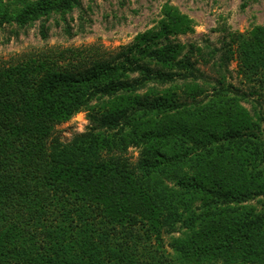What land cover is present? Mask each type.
Here are the masks:
<instances>
[{
  "label": "trees",
  "instance_id": "16d2710c",
  "mask_svg": "<svg viewBox=\"0 0 264 264\" xmlns=\"http://www.w3.org/2000/svg\"><path fill=\"white\" fill-rule=\"evenodd\" d=\"M12 4L0 28L40 21L44 41L82 7ZM162 15L116 52L0 61V264H264V26L185 45L172 37L190 20ZM80 113L87 129L63 142Z\"/></svg>",
  "mask_w": 264,
  "mask_h": 264
},
{
  "label": "rangeland",
  "instance_id": "374dc122",
  "mask_svg": "<svg viewBox=\"0 0 264 264\" xmlns=\"http://www.w3.org/2000/svg\"><path fill=\"white\" fill-rule=\"evenodd\" d=\"M9 2L13 9L22 8L15 0ZM37 1V0H35ZM82 7L72 13L53 15L46 21L49 38L44 41L40 34L41 23L20 31L15 23H4L0 28V61L10 62L26 54L49 49L96 47L103 52H116L133 42L139 34L155 28L163 18L166 5L176 8L186 16L192 29L186 34L172 37L182 44L210 42L221 46L224 36L230 32L245 34L256 26H264V0H81ZM69 25L73 37L65 35ZM237 59L231 62V79L241 84ZM202 66V65H201ZM202 71L210 74L209 68ZM249 107V106H248ZM89 125L86 113L74 116L69 122L57 127L63 142L70 141L76 134L84 132ZM137 156L136 151H132Z\"/></svg>",
  "mask_w": 264,
  "mask_h": 264
}]
</instances>
